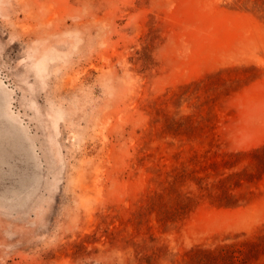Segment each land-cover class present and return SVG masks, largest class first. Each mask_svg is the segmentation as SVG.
<instances>
[{"label": "rangeland", "instance_id": "obj_1", "mask_svg": "<svg viewBox=\"0 0 264 264\" xmlns=\"http://www.w3.org/2000/svg\"><path fill=\"white\" fill-rule=\"evenodd\" d=\"M244 242L264 264V0H0V264Z\"/></svg>", "mask_w": 264, "mask_h": 264}, {"label": "trees", "instance_id": "obj_2", "mask_svg": "<svg viewBox=\"0 0 264 264\" xmlns=\"http://www.w3.org/2000/svg\"><path fill=\"white\" fill-rule=\"evenodd\" d=\"M186 195L185 197H187ZM185 197L182 199V208L188 206L189 202H192V198L188 197L186 200ZM246 242L241 243L240 247H234L232 245H225L222 248H202L198 247L191 249L186 252V256L189 259L187 264H236V261L244 257L245 261H242L243 264H246L250 257L248 256V250ZM253 256V255H251ZM248 260V261H247Z\"/></svg>", "mask_w": 264, "mask_h": 264}]
</instances>
